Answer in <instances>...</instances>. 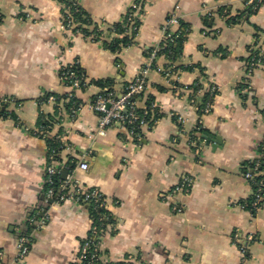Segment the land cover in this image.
Segmentation results:
<instances>
[{
  "label": "crops",
  "instance_id": "obj_1",
  "mask_svg": "<svg viewBox=\"0 0 264 264\" xmlns=\"http://www.w3.org/2000/svg\"><path fill=\"white\" fill-rule=\"evenodd\" d=\"M73 1L113 24L134 0ZM141 3L136 41L115 51L64 28L59 0H0V108L8 109L0 116V264H79L96 226L74 189L61 204L49 203L50 139L63 148L68 177L84 191L97 189L107 205L98 236L103 263L264 264V202L251 209L254 185L244 176L264 161V67L247 77L254 48L264 52V0L251 12L248 0ZM173 15L180 23L170 31L175 38L183 31L181 48L157 59L160 69L150 71L138 98L142 107L153 99L158 118L135 132L113 126L92 137L99 114L86 105L103 89L95 82L110 81L121 95ZM74 66L82 72L78 88L62 77ZM197 81L199 102L216 91L204 115L190 89ZM71 99L82 105L75 117ZM184 177L190 191L171 195ZM176 203L182 213L173 212ZM237 232L254 239L236 241ZM21 236L30 249L18 261Z\"/></svg>",
  "mask_w": 264,
  "mask_h": 264
},
{
  "label": "built area",
  "instance_id": "obj_2",
  "mask_svg": "<svg viewBox=\"0 0 264 264\" xmlns=\"http://www.w3.org/2000/svg\"><path fill=\"white\" fill-rule=\"evenodd\" d=\"M262 0H248L249 4L260 3ZM256 4V5H257ZM141 0H134L131 4L126 15L118 22L123 25L125 28V36L129 37L133 42L136 41V38L140 32L141 25ZM63 27L66 29L72 30L76 24L71 20L66 21L65 16L63 15ZM66 21V22H65ZM104 22V23H102ZM107 23V22H106ZM180 17L173 15L163 28V35L160 43L151 51L150 55L146 58L143 69L139 76L135 79L129 81L125 85L124 92L121 95H116L114 91L110 88L105 87L101 90L100 93L96 95L94 100L91 103H88L86 106L99 114V124L95 134L92 137L103 136L113 127L119 126L121 129L129 130L135 132L138 127L142 126L147 122L146 117L149 114L148 106L142 107L139 105L138 98L142 95L147 88V78L152 69L159 70L156 65V58L158 52L164 47L167 40L174 42L175 35L170 31L171 25L179 24ZM102 27L105 28V21H101ZM77 33L82 34L86 39L92 41L101 42L105 40V36L110 35L114 36L113 31L104 30L101 38L96 39L94 35H84L81 31L77 30ZM110 38V37H109ZM111 39V38H110ZM255 51V48H254ZM264 52L258 51L257 54L252 56L247 63V77L248 79L252 77L254 71L259 67H264ZM72 67H66L62 72V77L67 81L72 87L78 88L82 85V78H80L72 69ZM249 82H246V88H249ZM201 90L199 93H202ZM73 96V95H70ZM82 106V105H81ZM79 108L71 109V116L75 117L80 111ZM156 105L153 104V108ZM211 108L210 101L206 103L202 109L203 115L208 113ZM141 110V113L139 112ZM1 116V114H0ZM179 122H184L183 119L179 118ZM63 143V141H61ZM49 166H48V200L53 199L52 204H61L68 196L70 189H74L78 193V197L83 200H95L99 203L101 208L107 207L106 203L103 201L102 194L97 189H90L84 191L81 189L77 181H73L66 176L65 179H57L60 176V173L63 169V164L59 160L58 153L51 151L49 156ZM260 161H257L255 165L249 168L244 176L246 179L256 183L254 188L253 200L251 203V209L256 211L260 209L262 203L264 202V177L260 178L257 182L256 177L263 174L260 170ZM81 169L87 170L88 163L80 162L78 165ZM264 175V174H263ZM192 187V179L190 177H184L182 182L179 183L173 190L171 195L179 193H188ZM172 210L175 213H182L183 207L177 203L172 206ZM105 217V216H104ZM102 217L100 220L104 219ZM103 231L99 226H95L92 229V234L82 243L80 255H79V264H112V263H103L100 256V245L98 242V236ZM253 241V235H247L244 239V236L241 232L235 234V240L238 241ZM17 260L20 261L24 259L30 249V240L26 236H21L18 239L17 244ZM245 249V248H244ZM246 250V249H245ZM129 260L134 259L131 255L128 257Z\"/></svg>",
  "mask_w": 264,
  "mask_h": 264
},
{
  "label": "trees",
  "instance_id": "obj_3",
  "mask_svg": "<svg viewBox=\"0 0 264 264\" xmlns=\"http://www.w3.org/2000/svg\"><path fill=\"white\" fill-rule=\"evenodd\" d=\"M59 1L62 2V4L64 5V9H63L62 13L65 16L66 21L71 20L72 22H74L76 24V26L72 29L73 31L76 32L77 30H79L84 35H94V38H96V39L101 38L102 34L104 33V30H106V29L109 31H113L115 33V35L111 36L112 41L110 43L107 40H103V41H104V44H106L108 47H111L115 51L121 50L122 46L130 45L131 43H134L131 39H129V37L125 36V28L123 27V25L121 23L116 22V23L110 24V23L105 22V28H104L101 25V21L94 20L83 9L78 7L77 4H75L73 0H59ZM262 1L258 4L255 3V4L251 5L249 12L256 10V8H258L261 5ZM102 23H104V22H102ZM104 38L107 39L106 36ZM183 40H184L183 31H181L179 33L178 37L175 38L174 42H170L169 40H167L164 47L158 52L156 62H157V59L162 55H166L169 58H173L174 56H176V54L178 53V51L181 48V44H182ZM150 53L147 55V57L150 55ZM257 53H258V51L253 50L251 57ZM263 58H264V56H263ZM71 69L81 78L80 75L82 72L78 67L74 66ZM95 83L98 86L102 87L103 89L105 87L110 86V81H105V82L104 81H96ZM82 84H83V82H82ZM190 89L192 91V97L195 99L196 103L198 104L200 113H202V109L204 108L206 103L211 100V98L213 97L212 94H215L216 91H214L213 93H210L209 91L206 92L202 96L203 102H199L198 100H199V97L201 96L199 92L204 89L203 82L197 81L193 86L190 87ZM110 90H112V89H110ZM152 100L153 99H151L150 103L148 104L149 114L146 117L147 122L149 121L151 123H153L155 121V118L156 119L158 118L157 112H154L156 110V107L153 108V103H152L153 101ZM80 106H81V104L77 103L75 99H71L70 103L67 105V109L71 111V109L79 108ZM7 110L8 109L6 107L0 108L1 116L7 115V112H8ZM139 112L141 113V110H139ZM153 113L154 114L156 113L154 119L152 117ZM41 117L43 118L42 124L47 125L46 118L43 115ZM191 137L193 140L198 139L195 133H193L191 135ZM62 149L63 148L60 147V144L56 140L50 139V150L51 151L58 153V156H60V152ZM259 161L261 163L259 171L264 172V161L261 159ZM256 162L257 161H255L251 165V167H253ZM69 164H71V166H72L74 163H72V161H71ZM262 177H264L263 174L256 177L255 180L258 182L259 179ZM57 179H61V177L58 176ZM253 185H254V188L257 186L256 183H254V182H253ZM87 203H88L89 209L91 211V214L93 216L95 225L99 226L100 228H102L104 230V228L106 226L105 225L106 220L104 217L105 216V210L103 208H101L99 206V203L96 202L95 200H88ZM102 217H104V219L101 221L100 219Z\"/></svg>",
  "mask_w": 264,
  "mask_h": 264
},
{
  "label": "water",
  "instance_id": "obj_4",
  "mask_svg": "<svg viewBox=\"0 0 264 264\" xmlns=\"http://www.w3.org/2000/svg\"><path fill=\"white\" fill-rule=\"evenodd\" d=\"M62 173H63V178L65 179L66 178V176L68 175V171H67V169H63L62 170ZM54 201H53V199H50L49 200V203H53Z\"/></svg>",
  "mask_w": 264,
  "mask_h": 264
}]
</instances>
